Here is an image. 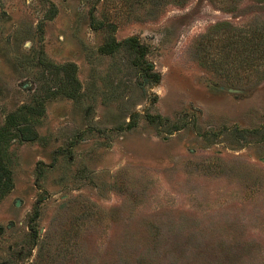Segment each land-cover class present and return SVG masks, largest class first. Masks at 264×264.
<instances>
[{"label": "rangeland", "instance_id": "1", "mask_svg": "<svg viewBox=\"0 0 264 264\" xmlns=\"http://www.w3.org/2000/svg\"><path fill=\"white\" fill-rule=\"evenodd\" d=\"M256 27L264 0H0V264H264Z\"/></svg>", "mask_w": 264, "mask_h": 264}, {"label": "trees", "instance_id": "2", "mask_svg": "<svg viewBox=\"0 0 264 264\" xmlns=\"http://www.w3.org/2000/svg\"><path fill=\"white\" fill-rule=\"evenodd\" d=\"M238 43L236 42L237 45L243 48L242 50L244 52L247 50L248 46L251 48L253 56H250V58L244 57V63L247 64L246 60L248 61L249 59L256 60L257 62L264 59V27L254 28L251 32L250 41L243 36Z\"/></svg>", "mask_w": 264, "mask_h": 264}]
</instances>
